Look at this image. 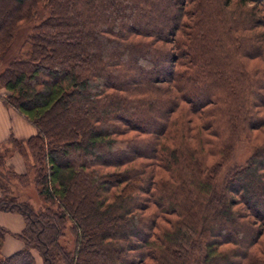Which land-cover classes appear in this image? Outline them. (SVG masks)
Masks as SVG:
<instances>
[{"label": "trees", "instance_id": "16d2710c", "mask_svg": "<svg viewBox=\"0 0 264 264\" xmlns=\"http://www.w3.org/2000/svg\"><path fill=\"white\" fill-rule=\"evenodd\" d=\"M191 2L0 0L4 103L36 128L9 141L24 173L8 168L34 170L57 208L37 217L0 189V212L28 222L8 257L0 227V264H34L30 244L53 264L67 219L65 264H264V141L249 137L264 127V68L249 65L264 63V0ZM241 135L253 151L220 186Z\"/></svg>", "mask_w": 264, "mask_h": 264}, {"label": "rangeland", "instance_id": "374dc122", "mask_svg": "<svg viewBox=\"0 0 264 264\" xmlns=\"http://www.w3.org/2000/svg\"><path fill=\"white\" fill-rule=\"evenodd\" d=\"M191 1L192 0H182L184 4H187L185 5L187 6V9L190 8L192 4ZM162 11L167 13V9L165 10L163 9ZM28 30H29V27H26L24 30H22L17 35L16 42L10 51L11 53L10 55L18 56L22 52H25V47H22V44L25 39V36H27L29 32ZM168 47H171L170 44ZM7 59L8 58H6L4 62H0V70L5 66V62L7 61ZM249 65L258 67L260 69L264 68V63L258 60H253L252 62H249ZM1 97H3V99L7 98V93L4 92L2 88H0V98ZM210 107L211 106H209L206 109H209ZM191 117L192 116L190 115L188 116L189 119ZM259 117L262 123V121H264V112H260ZM249 137L251 138L252 142L257 141L258 144H262L264 141V127L259 129L258 131H252L251 133H249ZM13 146H14L13 144H10V145L7 144L0 148V159L5 157V160H8L13 157L16 154V152L13 151ZM252 151H253V147L249 145V142L247 141L246 137L244 135H241L240 138H238V140L236 141L235 154L232 160L227 165L222 167L217 177V184L221 186L225 175L234 167L242 165L247 160V158L251 155ZM27 153L29 156L28 164H34V160L32 159V157H30V153L29 152ZM33 181H34V170L29 171V174L26 178L17 180L13 176L12 171L10 170V168H8V166L4 164H0V185L3 186V187H0V189L5 190L6 194L12 193V195H15L17 197V201L19 203L28 205L37 217L46 216L48 212L51 213L55 211L57 208L53 207L50 204H46L42 200L41 196L39 195V190L37 189V186H35V183ZM152 209L154 208L152 207ZM11 214L18 216V218H16V219H19V222L17 220V225L21 224V227H22L21 231L18 233L20 234L25 228H27V224H28L26 219L21 214L0 212V220L2 222H5V220H7V217H10ZM12 221H14V218ZM2 224H4L5 226L8 225L5 223H2ZM62 225H63V229H61L62 230L61 235L58 236L56 246L54 247L56 248V250L53 249L51 250V252H49L51 254V257H55L53 264H65L64 258L71 257V254L75 246V232L73 230L74 229L73 222L67 219L66 221L63 222ZM259 225H260L259 226L260 230L261 231L264 230V222H260ZM9 226L10 225H8L7 227ZM6 232L7 233L5 236L8 235V237L12 238L11 241H14V242L17 241L20 244L19 250H17L16 252L25 248L24 243L20 240L18 234H10L7 230ZM32 247H34L33 244H30V249L28 250L30 254L29 257H32L31 259L33 260L34 264H44V260L41 256L40 249L37 250V249H33ZM13 250L14 249L6 250V251H3V253L1 250L2 257H8V255L10 256L11 253H8V252L15 253ZM84 256L85 255H83V257Z\"/></svg>", "mask_w": 264, "mask_h": 264}, {"label": "crops", "instance_id": "0c3cea01", "mask_svg": "<svg viewBox=\"0 0 264 264\" xmlns=\"http://www.w3.org/2000/svg\"><path fill=\"white\" fill-rule=\"evenodd\" d=\"M36 134V128L25 119L17 110L12 107L7 106L4 103L3 97L0 98V148L9 144L11 139L24 141L31 136ZM5 165L11 167L15 173L22 174L25 171V162L23 158L16 153L12 158L5 160ZM6 216V215H5ZM14 218V221H12ZM18 216L11 214L7 217L5 222L0 220V227L6 229L10 234H18L22 227L21 224L17 225V220L19 222ZM11 220V221H10ZM16 221V222H15ZM10 225L9 227L4 224ZM14 231H10V230ZM12 238L5 236L2 253L6 250L14 249L16 252L19 250V243L17 241H11ZM13 254L12 252H8ZM10 254V255H11ZM9 256V255H8Z\"/></svg>", "mask_w": 264, "mask_h": 264}]
</instances>
